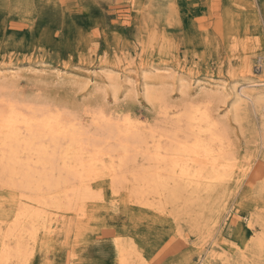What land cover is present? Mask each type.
Instances as JSON below:
<instances>
[{
	"label": "rangeland",
	"instance_id": "rangeland-1",
	"mask_svg": "<svg viewBox=\"0 0 264 264\" xmlns=\"http://www.w3.org/2000/svg\"><path fill=\"white\" fill-rule=\"evenodd\" d=\"M216 87L220 98L206 107L238 162L233 180L183 191L176 204L153 200L154 210L129 202L126 186L112 195L110 180L100 178L93 185L102 199L87 201L80 215L60 211L35 244L26 238L34 254L25 264H121L117 242L133 251L130 260L136 254L128 264H264L251 245L264 233V100L256 104L264 99V0H0V93L9 98L64 110L85 126L91 112L118 123L129 117L157 135L164 125L172 130L173 111ZM147 89L163 95L168 118ZM241 91L255 102L236 107ZM3 188L0 222H10L14 196Z\"/></svg>",
	"mask_w": 264,
	"mask_h": 264
},
{
	"label": "bare ground",
	"instance_id": "bare-ground-1",
	"mask_svg": "<svg viewBox=\"0 0 264 264\" xmlns=\"http://www.w3.org/2000/svg\"><path fill=\"white\" fill-rule=\"evenodd\" d=\"M252 85L247 86L252 88ZM217 87L214 91L204 92L197 102L185 105L181 113L178 114L174 109L172 117H176L170 118L173 119L170 120L172 130H167V125L162 124L164 121L161 120L160 125H164V132L161 131L162 128H158L160 133L158 132L157 135L155 134L157 130L154 132L150 126V130L153 131L151 134L147 133L149 135L141 132L140 127L137 130L129 117L118 123L112 118L103 116L102 113L91 112L92 124L85 126L80 119L64 110L50 108L35 100L9 98L0 93V187H4L3 190L6 189L14 196L15 207L13 212L9 213L12 216L10 222H0L1 230H4L2 227L4 225L8 228L0 249V264L28 263L26 260L34 254L32 252L34 250L29 249L31 246L27 247L29 243L26 245V238L29 236L30 240H33L31 242L35 244L40 230L46 234L51 233L53 226L50 222L57 219L60 211L72 212L71 209L76 208L79 209L80 215L82 213L80 209L86 206L87 201L95 200L100 196L94 191L95 185H93L100 178L110 180L111 191H116L118 188L125 189L126 186L131 199L129 202L148 209L158 208L153 200L159 199L161 203L162 198H168L174 202L178 196L180 198L183 191L191 190L197 193L202 187L205 191L233 180L238 162L225 143V128H220L218 118L212 117L206 107L207 103L220 98L219 92L222 89L219 87L221 90H218ZM146 98L152 104H158L159 110L163 111L161 113L169 117L172 110L169 111L170 107L164 104L163 95L147 89ZM234 98L236 107L242 101L255 102L252 95L245 91H241L240 94L236 92ZM262 100L264 99L259 98L256 104L261 103ZM163 105L166 106L165 111ZM180 109L183 108H178ZM159 116L163 117L161 114ZM156 122L155 124H159V121ZM137 156L142 157L140 165L137 163L139 159ZM188 193L184 195L191 194ZM224 196L223 194L222 197L225 198ZM204 202L206 203V200ZM185 206L182 208H186ZM192 206L193 211L190 212H194L195 206L193 208ZM189 209L186 211L188 212ZM202 214L204 216L203 211ZM200 217L202 218L201 215ZM205 219L208 218H204V221ZM216 225L217 223L215 227ZM192 227L198 228V226ZM248 227L256 234L252 222L248 223ZM251 243L259 255L264 254V233L255 235ZM117 246L120 258L118 261L122 262L121 264H128L130 252L133 251L128 253L118 242Z\"/></svg>",
	"mask_w": 264,
	"mask_h": 264
}]
</instances>
